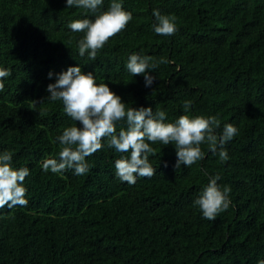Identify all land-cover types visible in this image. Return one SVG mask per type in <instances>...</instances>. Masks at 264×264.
<instances>
[{"label": "trees", "instance_id": "16d2710c", "mask_svg": "<svg viewBox=\"0 0 264 264\" xmlns=\"http://www.w3.org/2000/svg\"><path fill=\"white\" fill-rule=\"evenodd\" d=\"M120 2L133 18L92 61L78 52L84 33L68 25L94 20L111 0L95 13L68 8L66 0H0V69L11 71L0 92V153L11 152L12 167L30 171L27 206L0 209V264H258L264 260V0ZM154 9L175 17L174 35L154 32ZM132 54L152 58L151 86L126 69ZM75 66L108 84L127 107L165 111L166 123L181 115L217 116V133L233 124L238 134L225 146L229 159L220 161L202 144L204 159L176 169L175 146L156 142L149 155L155 175L130 185L115 175V161L130 154L105 139L86 158V174L45 172L42 162L59 158L56 138L81 126L62 102L46 100L47 86ZM184 101L192 102L187 112ZM216 175L221 188H230L231 203L208 220L194 201Z\"/></svg>", "mask_w": 264, "mask_h": 264}, {"label": "clouds", "instance_id": "9594fccd", "mask_svg": "<svg viewBox=\"0 0 264 264\" xmlns=\"http://www.w3.org/2000/svg\"><path fill=\"white\" fill-rule=\"evenodd\" d=\"M66 3L68 8L75 6L95 13L103 0H66ZM153 16V29L157 35L175 34L177 27L174 16L161 14L159 9L153 10ZM132 18V13L124 10L120 0H111L109 8L96 15L94 20L72 21L68 27L73 32L84 33L77 45L79 55L83 57L87 53L89 60L95 61L98 51L110 38L124 31ZM151 59L150 56L132 54L126 63V69L133 76H144L146 87L156 79L149 74V70L156 67L150 64ZM10 75V70L0 69V92L5 87L2 81ZM52 75L49 73L50 79ZM46 91L49 93L46 100L62 102L64 113L81 126L66 127L62 135L56 138L61 145L59 158L45 159L42 162L45 172L50 170L60 174L71 169L75 175L86 174L90 169L86 158L101 150L104 147L102 141L107 139L108 147L130 154L115 161V175L122 182L134 185L137 177L151 178L156 173L149 162V155H155V149L150 144L160 142L165 146L174 145L177 156L175 168L180 169L181 166L191 167L205 158L202 144H207L213 155L226 162L229 156L225 146L238 134V128L231 123L225 124L223 131L217 133L220 128L217 116L181 115L174 123H166L165 111H154L152 107L129 108L108 84H97L93 73L85 74L79 66L59 73L56 82L50 83ZM191 104V101L183 102L185 112ZM122 121L127 127H120L117 131V125ZM29 174L27 167H12L11 152L0 153V209L5 206L10 209L17 205L27 206L24 181ZM220 179L219 175L210 178L194 201V206L208 220H214L231 203L230 188H221L218 184ZM258 264H264V260Z\"/></svg>", "mask_w": 264, "mask_h": 264}]
</instances>
